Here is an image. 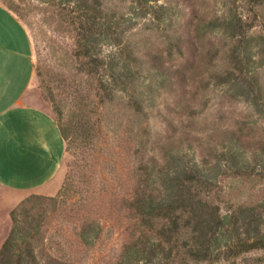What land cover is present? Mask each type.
Segmentation results:
<instances>
[{"label":"rangeland","instance_id":"1","mask_svg":"<svg viewBox=\"0 0 264 264\" xmlns=\"http://www.w3.org/2000/svg\"><path fill=\"white\" fill-rule=\"evenodd\" d=\"M0 4L33 43L30 103L59 125L92 128L70 137L50 187L0 186V252L17 244L0 264H179L164 222L143 224L130 208L174 156L211 169L199 197L227 218V242L264 237V0ZM89 226L100 233L86 242ZM138 242L146 256L131 257ZM214 247L200 264H264L263 250L228 262Z\"/></svg>","mask_w":264,"mask_h":264},{"label":"crops","instance_id":"2","mask_svg":"<svg viewBox=\"0 0 264 264\" xmlns=\"http://www.w3.org/2000/svg\"><path fill=\"white\" fill-rule=\"evenodd\" d=\"M36 84L33 43L0 4V186L33 191L58 175L65 143L55 119L30 103Z\"/></svg>","mask_w":264,"mask_h":264},{"label":"trees","instance_id":"3","mask_svg":"<svg viewBox=\"0 0 264 264\" xmlns=\"http://www.w3.org/2000/svg\"><path fill=\"white\" fill-rule=\"evenodd\" d=\"M145 2L149 3L150 0ZM86 52L88 56L91 51L88 48ZM82 121L78 122L76 129L72 125L64 127L57 123L65 145L74 133H81L84 139L90 138L92 128L84 122L85 120L82 119ZM172 161L174 162L158 170L155 175L154 171H149L141 190L130 203V208L138 216L148 218L142 221L143 224H150L152 227L155 221L164 222L161 234L173 242L172 250L174 248L179 250L175 258L179 264H200L209 258L211 253H215L211 250L214 247L213 242L208 238L217 230L221 231V236L214 241V244H217L214 247L217 252L215 260L224 256V260L229 262L245 253L264 251V237H260V240L252 244L226 241L225 238L230 233L229 226L226 224L227 218H222L215 209L209 208L208 202L199 197L202 194H208L212 189L210 168H202L196 162L188 166L178 156L172 157ZM151 180L154 181L153 184ZM157 185L161 187L160 190ZM184 215H186L185 218ZM99 233V227L89 226L84 232L85 241L88 242L91 234L98 236ZM17 239L21 238L17 236ZM220 244H225L224 249H220ZM146 245L147 243L144 242L136 243L129 248V255L134 257L142 253L144 256L147 251ZM15 246L17 244L10 240L0 252V260L7 261L8 257L16 256ZM17 257L23 259V255H17Z\"/></svg>","mask_w":264,"mask_h":264}]
</instances>
